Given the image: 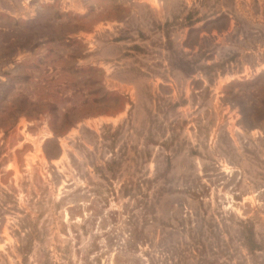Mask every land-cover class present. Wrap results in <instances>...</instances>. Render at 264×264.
<instances>
[{"label":"rangeland","instance_id":"1","mask_svg":"<svg viewBox=\"0 0 264 264\" xmlns=\"http://www.w3.org/2000/svg\"><path fill=\"white\" fill-rule=\"evenodd\" d=\"M24 218L25 264H264V0H0V264Z\"/></svg>","mask_w":264,"mask_h":264},{"label":"trees","instance_id":"2","mask_svg":"<svg viewBox=\"0 0 264 264\" xmlns=\"http://www.w3.org/2000/svg\"><path fill=\"white\" fill-rule=\"evenodd\" d=\"M113 163L112 161L106 162V164L108 166H111V164ZM242 227V239H243V245L244 247L251 253L254 254L256 251L261 250V245L257 242V240L255 239V231H254V227L252 226V224L248 223V222H242L241 224ZM20 228L24 231V236H25V243L21 244L18 247V250L21 252L22 257H23V264H25L26 261H28L29 259V254L33 252V243L35 242V240H39V235L40 233L35 229H31V226L28 222V218H24L23 220H21V225ZM18 234H20V231L18 232ZM131 239L133 241V243H135V247L137 248V245L141 242V243H145V240H143V238L141 239L139 236V233H131ZM59 252L58 257L60 260H64L66 261V253L65 251L63 252L62 250L59 251V248L57 250ZM50 251L49 250H43L42 251V256L40 255L39 258H37L36 260V264H54V260L51 258L50 256ZM84 264H95L92 263L87 257H85L84 259ZM150 260V264H159L158 262L154 261L153 257L149 258ZM68 264H72V262H68Z\"/></svg>","mask_w":264,"mask_h":264}]
</instances>
